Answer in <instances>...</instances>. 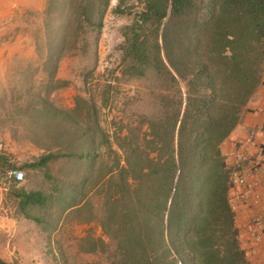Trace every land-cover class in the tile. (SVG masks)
Instances as JSON below:
<instances>
[{"label": "trees", "instance_id": "obj_1", "mask_svg": "<svg viewBox=\"0 0 264 264\" xmlns=\"http://www.w3.org/2000/svg\"><path fill=\"white\" fill-rule=\"evenodd\" d=\"M65 4L70 13L56 51L76 21L98 31L109 0ZM111 11L131 15L120 29V74L141 81L146 106L130 113L124 134L109 136L94 124L92 142L64 154L98 167L71 185L63 206L81 213L80 221L96 220L108 240L88 239L80 250L102 254L106 264H248L219 145L261 82L264 0H116ZM88 101L75 97L68 112L77 113L79 102L93 109ZM57 156L22 166L45 168ZM12 194L26 217V207L46 203L41 192Z\"/></svg>", "mask_w": 264, "mask_h": 264}, {"label": "rangeland", "instance_id": "obj_2", "mask_svg": "<svg viewBox=\"0 0 264 264\" xmlns=\"http://www.w3.org/2000/svg\"><path fill=\"white\" fill-rule=\"evenodd\" d=\"M115 3L109 0L98 31L76 21L56 51L70 13L65 0H44V8L35 12L0 2V147L13 142L9 156L20 163L48 152L61 154L41 171L18 168L23 177L17 188L40 189L46 198L44 206L26 207L29 217L14 198L0 194V259L8 264H106L102 254L80 250L88 239L108 241L97 221H80L81 213L63 207L74 193L71 185L84 174L95 176L98 167L94 171L93 164L64 154L86 148L94 124L109 136L124 134L130 113L146 106L141 81L120 74V29L131 15L112 13ZM106 85L110 91L103 105ZM77 96L89 98L95 113L81 102L77 113H69ZM98 150L109 162L105 147Z\"/></svg>", "mask_w": 264, "mask_h": 264}, {"label": "crops", "instance_id": "obj_3", "mask_svg": "<svg viewBox=\"0 0 264 264\" xmlns=\"http://www.w3.org/2000/svg\"><path fill=\"white\" fill-rule=\"evenodd\" d=\"M0 2L5 5H17L22 12H35L44 8V0H0ZM249 135L252 137V142L245 145L244 150L252 157L257 153L258 145L264 144V63L260 84L246 103L239 122L219 145L225 164L231 162L228 154ZM13 145V142L8 140L7 144L0 147V194L12 198V192L19 188L16 180L8 174L10 170L21 168L24 171H41L43 169L22 166L23 163L35 161L37 158L23 160L20 163L17 158L9 156L13 154ZM241 172L246 183L251 182L252 186L240 185L227 191L228 202L234 214L238 242L244 250L248 264H264V160L254 170L251 163H242ZM34 191L41 192L40 189ZM257 218L260 219L259 222L255 221Z\"/></svg>", "mask_w": 264, "mask_h": 264}, {"label": "built area", "instance_id": "obj_4", "mask_svg": "<svg viewBox=\"0 0 264 264\" xmlns=\"http://www.w3.org/2000/svg\"><path fill=\"white\" fill-rule=\"evenodd\" d=\"M252 142V137L249 135L244 142H240L237 144L236 148L232 150L228 157L231 159V162L229 164H225L226 168L229 171V186L228 189L235 188L240 185H246L248 187H251L253 183L249 182L246 183L245 177L243 173L241 172V164L244 162L251 163V167L256 169L260 163L264 160L263 154H264V144L258 145L257 153L250 157L247 155V153L244 150L245 145L250 144ZM10 176L14 178L16 181H20L23 177V172L20 169H12L8 172ZM228 198V197H227ZM232 209V208H231ZM256 222H259L260 219H255Z\"/></svg>", "mask_w": 264, "mask_h": 264}]
</instances>
